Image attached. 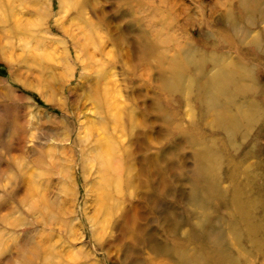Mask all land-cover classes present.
Listing matches in <instances>:
<instances>
[{
	"label": "rangeland",
	"instance_id": "374dc122",
	"mask_svg": "<svg viewBox=\"0 0 264 264\" xmlns=\"http://www.w3.org/2000/svg\"><path fill=\"white\" fill-rule=\"evenodd\" d=\"M81 1L0 0V264L142 262L155 253L133 241L146 238L134 212L162 246L171 232L180 244L190 228L211 229L227 264H264V0ZM163 21L199 65L187 68L195 87L224 66L239 74L216 87L231 99L186 76L160 88L125 61L138 32ZM120 35L127 43L114 44ZM121 108L116 125L109 114ZM106 138L130 153L121 193L105 184ZM197 175L203 207L190 203ZM237 188L258 198L257 241L232 205Z\"/></svg>",
	"mask_w": 264,
	"mask_h": 264
},
{
	"label": "bare ground",
	"instance_id": "6f19581e",
	"mask_svg": "<svg viewBox=\"0 0 264 264\" xmlns=\"http://www.w3.org/2000/svg\"><path fill=\"white\" fill-rule=\"evenodd\" d=\"M239 4L240 7L246 9V5L244 2L241 1ZM84 5H86V0H83L79 3L80 7ZM167 10L168 13H171L169 9ZM163 23L164 26L162 25ZM160 26L162 28L157 27L155 30L152 31L151 30L139 31L138 32L139 40H138V44L134 46L135 47L134 55L130 56L129 53L128 55L126 54L125 61L127 62L129 61V63L131 62V64H133V70L136 69L135 68L136 65H140L141 68H143L144 72L148 71L146 72V74L148 73L150 75V73L152 72V75H154L156 81L158 82V86L160 88H164L163 85L166 86L167 90H172L171 88L174 87L178 88L179 86H181L180 84L181 80L187 77L188 78L187 80H189L188 86L192 89L193 87H195L196 84L195 81L196 76L193 75V73H187V70H189L187 69L188 66L193 65L192 64L193 60L190 59L192 58V55H190L189 52L190 50L184 47L186 43L184 44V43L174 42L175 41L174 37L169 32L167 33V35H162L161 31L166 26H169V24L166 25L165 21H163L160 24ZM113 41L114 44L125 43V42L127 43V41H125V39L121 35L118 36L116 40L113 39ZM167 41H170L169 43H172V45L175 48L174 52L169 57L166 55V52L163 51V45L166 44ZM165 60L166 61L169 60L168 61L169 66L167 70L163 69ZM195 66L196 65L194 64L193 67ZM196 67H197L196 69H199V65ZM229 73L230 76L228 77ZM237 74L238 73L232 71V69L228 70V68L224 66L216 73L211 75L208 84L204 85L203 87L196 86L195 88H197L200 91L203 90V93L206 91V89H208L209 93L213 92L214 94H220L223 97L225 94V92L223 91L224 89L221 90H219V88L217 89L216 88L217 85L225 84L226 83L225 78L227 79L229 78V81L234 80V77L237 76ZM225 96L227 100L231 99L229 97L231 95L225 94ZM98 101L100 102L99 104H102L107 109L106 106L108 105V100L105 92L102 94V96H100ZM122 110L123 109L121 108L120 112L117 114L112 112L109 114L111 119L113 120V123L116 125L120 122V119L123 115ZM227 113L228 114L226 118H228L229 123L235 124L238 121V114L235 113L230 114V112ZM248 116H250V114L244 115V117L246 118H249ZM129 122L130 123L134 122V118L132 116L129 118ZM119 151H120L119 146L116 145L115 140H113L112 138H106V146L103 148L101 152L104 157V168L106 170L105 184L111 183V187L115 190L114 192L117 193H121L123 188L125 186H128V184H130L131 182V179H133L132 177L130 178L129 176L127 177V175H125L126 169L127 170L130 169L129 164L125 165V162L127 161V157L130 156V153L128 149L125 148L122 149L121 154H118ZM204 175H197L196 176L197 178L194 180L195 183H193V186L191 187L192 189L190 194L191 197L190 203H192L194 207L195 206L203 207L202 206L203 201L199 196L200 194H199V187H197V182L199 183L202 180H204L205 179ZM251 177H252V173H245V179L251 180ZM108 190L110 191V189ZM249 196L250 195L248 196L245 195L244 190L237 188L235 191H232L231 200H232V205L235 206V208L239 212V219H240L239 222L242 224V229L246 230L247 233L251 235L249 237L250 239L257 241L259 231L263 229L262 228L263 225L259 221H257L256 223L255 222L251 223L250 221L252 219H256V216H254L253 213L255 212L256 202L258 198L257 196L256 197L255 196L249 197ZM139 217H140L139 213L134 212L133 214H129L127 218L128 220L130 219V221L136 223L135 228L139 229L143 235H146L145 236L146 238L143 243L141 242L139 237L135 236L133 239L132 236L133 241L142 243L144 246H147L146 248L147 251L150 252L151 250L152 253L153 252L155 253V254L153 253L155 256L160 255V253L162 256L163 255H167V256L166 259L161 258L160 260L154 261L153 259L155 256L152 255L149 256L147 260L145 259L144 261L136 262L135 264H176L175 262L174 263L171 262L172 259L170 258L169 254L172 252L176 254V261L178 262V264H212L215 260L217 261V264H227L228 259L226 257L227 254L225 252V249L223 250V248L221 247L222 243L219 242L218 237L213 233L211 229L208 230L204 235L202 232L195 230L196 228L195 229L190 228V232H188V237L186 239V242L185 241L180 242V244H178L177 242L178 241L176 237L177 231L171 232V234L174 235V237H172L171 239L172 243H169L170 244L169 246L167 245L168 241H166L164 242L165 244H163L162 246L161 244H158L159 242H155V240L151 241L152 233L147 232L145 226H140L137 223ZM178 224H179L178 222L174 223L175 229L178 227ZM127 232L129 231L126 230L125 233L127 234ZM190 244L192 245L190 246ZM214 244L216 245V250L212 249V245ZM192 250L193 252L191 253L190 251Z\"/></svg>",
	"mask_w": 264,
	"mask_h": 264
}]
</instances>
